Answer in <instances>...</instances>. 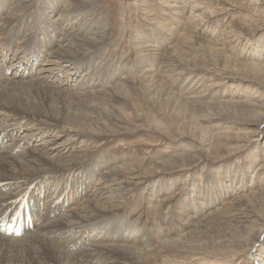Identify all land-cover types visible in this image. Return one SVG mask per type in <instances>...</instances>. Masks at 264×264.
Returning a JSON list of instances; mask_svg holds the SVG:
<instances>
[{"label": "bare ground", "instance_id": "obj_1", "mask_svg": "<svg viewBox=\"0 0 264 264\" xmlns=\"http://www.w3.org/2000/svg\"><path fill=\"white\" fill-rule=\"evenodd\" d=\"M32 1L34 12L29 11ZM127 1L146 11V2L150 0ZM156 1L159 13L169 20L158 22L161 29L157 34L145 31L129 34L127 42L137 51L136 60L119 67L114 65L106 73L97 68V59L106 51L102 46L113 29L110 21L99 15L93 0H0V218L26 198L25 220H29L30 213L32 224L22 231L29 236L44 232L39 240L42 250L35 253L34 264H264V214L247 202L250 194L247 197L244 193L245 184L236 189L237 184L244 181L242 174L232 185L228 184L226 173L223 176L226 179L213 188L208 182L189 183L185 178L182 183L178 180L173 184L177 189L171 191L167 181L155 185L149 182L158 172H167L166 161L161 159L136 179L140 184L142 180L148 182L144 199L152 217L157 215L162 203L171 201L176 192H181L173 213L166 211L160 220L164 239L155 240L152 236L145 246L143 236L136 237L134 233L124 236L118 232L120 228L132 227L126 216L121 215L128 199L126 186L118 174L136 170L137 165L123 163V158L100 156L94 141L89 139L91 130L85 127L89 119L77 111L82 107L92 114L100 109L97 99L112 104L121 101L122 91L132 74L144 78L151 89H155V96L166 101L172 98L189 110L192 118L197 116L196 119L205 123L200 125L206 131L205 145L213 140L225 144L239 141L236 147L232 145L237 150L253 145L254 153L258 154L254 159L256 169H264V145L257 147L258 136L264 132V40L240 54L239 59H229L225 69L230 74L224 78L228 88L239 89L232 88L219 98L208 96L211 90L208 87L186 82L190 73L183 69L191 51L208 50L216 57H227L222 45L228 36L223 30L214 32L211 16L221 11L230 12L238 18L236 23L253 35L264 29V0H254L255 13L250 17L239 12L238 9L249 6L240 0H220L224 4L215 9L210 8L211 0ZM25 14L32 15V25L25 26L23 20L19 21ZM171 20L176 29L170 37L167 32L172 27ZM262 34L264 37V32ZM201 67L192 69L201 70ZM29 89L42 95L45 108L39 104L40 107L37 104L27 107L21 94ZM17 94L20 97H16ZM213 106L218 110H209ZM238 135H242L241 140H237ZM171 214L189 229H174L168 223ZM115 215L120 223L112 225L108 235H101L97 244L102 245H97L95 250H82V253L65 250L71 245L79 246L82 240L67 239V233L76 231L84 236L86 232L101 229L100 226ZM214 218L219 219L216 223L230 226L237 235L228 244L211 249L191 245L192 230L205 228ZM53 229L62 230V235H50ZM134 230L139 232L140 229ZM173 232L176 238L172 237ZM204 233H196V236L200 234L201 238ZM157 241L174 254L165 256L157 252ZM9 244L10 241H6V246ZM1 253L0 264H13L15 260L14 264H22L17 256L13 260V254Z\"/></svg>", "mask_w": 264, "mask_h": 264}, {"label": "rangeland", "instance_id": "obj_2", "mask_svg": "<svg viewBox=\"0 0 264 264\" xmlns=\"http://www.w3.org/2000/svg\"><path fill=\"white\" fill-rule=\"evenodd\" d=\"M223 1L227 2L233 0ZM240 1L245 5L246 3H249V6L238 9L239 12L245 13L249 17L251 16V14L255 13V4L252 5V3H254V0ZM93 2L98 10L99 15L107 18L112 24L113 29L110 35L107 37L108 39H106L102 46L106 49V51L100 54L99 58L97 59V68L101 72L108 73L109 68L111 67L110 69H112L114 65L119 67L124 64L127 65L134 63L138 55L137 51L133 47H131L130 44L127 42L126 37L129 34L140 31L157 34L161 29L160 23L158 22L162 21L164 23L165 20H169L166 19V16H163L159 13L160 8L157 7L158 4L156 0H150L146 2V11L144 7H138V9L132 6L130 3H126L128 2L127 0H93ZM224 2L220 0H211L212 4L210 8H220L221 4H224ZM151 8L153 11L150 10ZM29 11H35V5L33 1L30 4ZM211 19L212 25L215 27L214 32L223 30V33L226 34V37L228 36L223 41L222 45V52L227 57H216L208 50L198 51L199 53L191 51V53L188 52V54L192 59L187 56V58H189V63L187 61L185 63V65L187 66L184 65L183 69L186 72L190 73L187 77L185 76L186 82L200 84L202 88L208 87V89H211L209 90L208 96H210L211 94L212 97L219 98L221 96H224L228 92V90L232 88L233 90L239 89V87L228 88L229 84L224 78L230 74L229 71L225 69L226 64H228L229 62V59H239L240 54L244 53L245 51H248L250 47H252L254 44H260L261 41L264 40L262 34L264 32V29L256 31L253 35H251L250 32L246 31L244 28H242L239 24L236 23L238 18L236 19V16H234L230 12H225L224 14V12L221 11V14L211 16ZM20 20H23L22 24L25 26L32 25L33 23V17L30 14L22 15L19 18V21ZM248 23L249 21L247 22V24ZM171 24L172 27L170 26L167 32V35L170 37L173 36L174 30L176 29V27L174 29V26L176 25L175 23L173 24L172 20ZM202 54L205 55V59ZM197 55H199V58H197ZM43 57L41 59H43ZM195 57L196 60L199 62H196ZM196 66H202V69H199L200 71L192 69ZM191 72H193V75ZM208 73L210 74V76ZM135 75L136 74H132L131 77H129V79L127 80L128 82L126 89L122 91L123 99L121 101H117L112 104V102L97 99L96 102H100L99 104L102 107L98 104L100 106V109L92 111V114L90 111H87L82 107L78 108L77 111V114H84V116L86 115L87 118L90 120V123L88 122L89 120L85 122V127H87L88 131L91 130V135H89V139L91 141H94L96 146L95 149L99 152L100 156H102L103 158H123V163H134L135 165H137L136 170L118 174L119 180H121L126 186L125 189L127 192L128 199V202L124 206V215H121L122 217L126 216L130 224L132 225V227L128 229L120 228L118 232L122 233L124 236H127L130 233V236H132L134 233L136 234V237L143 236L144 238H142L145 241L148 240V238H151L152 236L155 237V240H158V238L160 241L164 239V235L162 234L163 226L160 224V220L166 211L171 212L172 210L173 213V211L175 210V206L179 204L181 192H176V195L171 201L162 203L157 215L152 217L150 211L147 210L149 209V207L144 199L148 182H144V180H142L140 184L138 179H136L137 175H143L146 169L150 168L152 165L155 164V162L161 159L166 161V163H164V167L167 169V172H158L157 174H155L151 178V181H149L152 184H159L162 181H167V183L172 188L170 190L174 191L177 188L174 187L173 184L177 183L178 180L180 181V183H182V181L186 178L189 183L194 182L195 184H200L208 182L209 186L213 188L212 186L218 185V182H222L226 178H229L228 184L231 183L232 185H234L237 182V177L242 174L244 181L238 183L236 189L241 187L242 184H245L246 186H244V193L247 194V197L249 194L251 195H249L248 198L246 197L247 202L251 206H253L258 213L264 214V192L259 191V189L264 190V169H256L254 159H257L256 157H258V154L256 155L254 153V146L245 145L237 150L233 147H236L237 144H240L239 141L225 144L224 142L219 140H213L212 142L214 143L211 142V145H205L204 139H206L207 137L206 131L204 129H201L200 125L206 124L201 123V121L196 119L197 116H194V118H192L188 112L189 110L183 109L181 105H179L178 102H174L172 98L167 99L166 101V99H162V97L155 96V89H151L149 83L144 78ZM192 79H194L193 82ZM205 81L208 83H206ZM26 93H22L21 98H23V100L26 99V104L28 105L27 107H36V104L43 106L45 104L44 101L42 103V95L37 94L35 91H33V89H29V91H27ZM31 93H33V95H31ZM17 96H19V94H17L16 97ZM34 100H38L37 102L40 103H37ZM43 107L45 108L46 106ZM217 108V106H213L209 110H212L214 112L218 110ZM176 109L178 110L176 111ZM96 111L98 112L97 115L95 114ZM93 113L96 116H94ZM180 114L183 116H181ZM96 119L98 120L95 121ZM102 121L104 122L102 123ZM100 126H102V128ZM159 127H162L163 130H161ZM238 136L239 138H237V140H241L242 135ZM257 140V147H259L258 149H260L264 145V132H261L259 134ZM217 146H219V148ZM96 151L94 152V154L96 153ZM226 173L227 177L224 179ZM256 198H258L259 200ZM15 204L16 205L14 206L11 205L12 207L9 213H5L4 217L0 218V242H3V244L0 243V253L2 252L1 255L13 254L11 256L13 258L11 259L15 260V256H17V258L20 259V262L22 264H34L33 261L35 260V255L42 250L41 246L39 245V240L42 233L44 232L38 234H31V239L28 235V232L22 231V228L26 227L32 221L30 213L28 215L29 220H25L24 205L26 204L28 206V202L24 197L21 201ZM117 217L118 215H115V217L111 218L107 224L103 223L102 226H100L101 229L99 230L93 232H86V236H82L83 233L81 232L70 231V233H67V239L71 237H73L75 240L82 239L80 242L81 244L76 247H73L71 245L69 249L65 250H67L68 252L75 251L78 253L80 251L82 253V250L83 252L95 250L97 245H102L101 242L99 244L97 243L98 241H100L104 234L108 235L107 231L110 230V227L114 224L120 223ZM17 220H19L21 224H17ZM216 222H219V219L214 218L213 221L211 220L210 222H208L207 225H205V228L203 227L202 229H199V232L196 229H193L195 231L192 230L191 234L189 235L190 244H193L197 247L199 246L201 248L211 249L216 245L228 244L231 238L234 237V235H237V233L233 234V230L230 226H225L223 223ZM168 223H170V225H172L174 229L178 227H181V230L189 229L187 228V225L179 223L177 218H175V215H172V219H170ZM135 228H139V232H136L134 230ZM12 230L14 231V233L11 234ZM203 230L205 233L203 232ZM6 231L7 233L10 232V234L4 233ZM61 231H54L53 229L50 235L54 236L55 234L61 236ZM206 231H209V233ZM214 231L216 233H214ZM156 232L159 236L156 234ZM201 232L204 233L202 234L203 238H200ZM196 233L200 234H197L196 236ZM68 234H70L71 236ZM173 234H175V232L172 233V237L176 238V234L174 236ZM192 234L195 235L193 236ZM87 236L88 238H86ZM222 236L226 241L223 239ZM87 239H89V241L85 242V240ZM33 240L35 242H33ZM6 241H10V244L7 246ZM160 241H157L158 246L156 245L155 250L165 256L173 255V250L163 248L159 244ZM121 242L122 241H116V243ZM148 244L149 242L147 241L144 243L145 246ZM179 257L182 256L179 254ZM14 263H16V260L15 262H13V264Z\"/></svg>", "mask_w": 264, "mask_h": 264}]
</instances>
